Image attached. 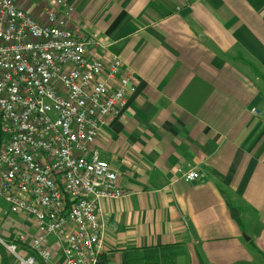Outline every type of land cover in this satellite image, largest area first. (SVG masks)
Segmentation results:
<instances>
[{"label": "crops", "instance_id": "obj_1", "mask_svg": "<svg viewBox=\"0 0 264 264\" xmlns=\"http://www.w3.org/2000/svg\"><path fill=\"white\" fill-rule=\"evenodd\" d=\"M63 1L136 88L94 143L128 192L99 201L103 264H264V0ZM10 216L2 241L34 232Z\"/></svg>", "mask_w": 264, "mask_h": 264}, {"label": "built area", "instance_id": "obj_2", "mask_svg": "<svg viewBox=\"0 0 264 264\" xmlns=\"http://www.w3.org/2000/svg\"><path fill=\"white\" fill-rule=\"evenodd\" d=\"M74 11L49 0L40 23L15 0H0V197L8 205L0 229L11 214L34 229L0 238L14 264H98L99 201L128 194L94 143L136 88L116 55L94 57L97 39Z\"/></svg>", "mask_w": 264, "mask_h": 264}, {"label": "trees", "instance_id": "obj_3", "mask_svg": "<svg viewBox=\"0 0 264 264\" xmlns=\"http://www.w3.org/2000/svg\"><path fill=\"white\" fill-rule=\"evenodd\" d=\"M164 248H170V247H168V246H165ZM101 254H100V256H99V259H98V264H103V261H101ZM162 257H164V254L162 255ZM170 264V263H169Z\"/></svg>", "mask_w": 264, "mask_h": 264}, {"label": "rangeland", "instance_id": "obj_4", "mask_svg": "<svg viewBox=\"0 0 264 264\" xmlns=\"http://www.w3.org/2000/svg\"><path fill=\"white\" fill-rule=\"evenodd\" d=\"M0 205L6 206L7 204L4 202V200L0 197Z\"/></svg>", "mask_w": 264, "mask_h": 264}]
</instances>
